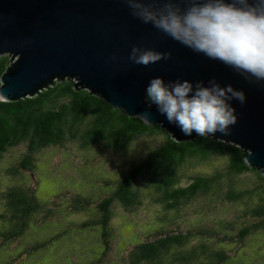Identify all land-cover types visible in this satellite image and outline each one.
<instances>
[{"label": "trees", "instance_id": "1", "mask_svg": "<svg viewBox=\"0 0 264 264\" xmlns=\"http://www.w3.org/2000/svg\"><path fill=\"white\" fill-rule=\"evenodd\" d=\"M16 60L10 55L0 56V88L2 76ZM75 84L72 77L62 80L54 78L52 83L34 96L0 103V161L12 149L25 145L26 154L19 167L33 172L36 169V155L51 147L77 144L80 149L88 150L100 146L124 159L130 156L136 141L161 138L158 144L150 147L139 158L127 163L124 173L115 182L114 191L97 205L95 217L79 229L80 232L94 230L100 236L104 250L101 258L92 264H101L110 249L114 204H121L127 211L137 208L142 185L154 192L156 204L166 213L177 212L183 205L200 196L221 193L222 174L217 172L210 176H189V183L183 184L186 170L195 169L218 157L227 159V177L250 173L262 183L252 190L261 203L256 210L250 211L258 223L243 227L234 237H230L227 230L204 233L202 235L207 236L205 241L200 240L197 245L193 244V239L200 236L198 231L182 234L160 225L159 229L154 230L152 237L133 245L129 251L131 263L226 264L230 252L223 249L224 244L241 245L251 234L264 232V174L247 165L245 159L250 153L248 149L224 139H215L214 136L196 135L193 139L179 142L160 125L150 126L142 119L130 117L98 94L86 88L76 89ZM232 189L230 187L228 191L233 193ZM252 191L244 192L238 199L232 195L228 200L246 204ZM74 194L70 201L71 210L76 213L89 212V199H84L80 192ZM3 199L14 226V232L8 235L10 240L27 231L34 215L48 204L37 199L33 186L10 189L3 195ZM56 199L58 202L55 206L63 203L59 201L60 195ZM69 200L68 198L67 201ZM219 233L224 238L219 240L221 245L214 247L213 243ZM54 240L58 239L50 238L49 242L34 247L27 255L46 248ZM189 245L194 246L182 252Z\"/></svg>", "mask_w": 264, "mask_h": 264}, {"label": "water", "instance_id": "2", "mask_svg": "<svg viewBox=\"0 0 264 264\" xmlns=\"http://www.w3.org/2000/svg\"><path fill=\"white\" fill-rule=\"evenodd\" d=\"M162 7L165 0H150ZM203 2V0H201ZM230 2V0H227ZM181 9L188 0H175ZM133 47L171 53L148 66L129 59ZM17 58L2 76V93L8 101L34 96L53 79H75L76 89L86 88L122 109L130 117L147 114L150 126L160 125L179 142L184 135L155 105L146 102L145 90L156 77L165 83L184 80L193 86L215 80L232 85L246 100L230 101L237 122L224 139L250 151L247 165L264 174V80H256L219 60L197 53L145 24L132 14L126 0H0V56Z\"/></svg>", "mask_w": 264, "mask_h": 264}, {"label": "rangeland", "instance_id": "3", "mask_svg": "<svg viewBox=\"0 0 264 264\" xmlns=\"http://www.w3.org/2000/svg\"><path fill=\"white\" fill-rule=\"evenodd\" d=\"M160 139L156 137L136 141L130 156L124 159L100 146L88 150L80 149L77 144L51 147L36 155V169L33 172L19 167L26 154L25 145L5 154L0 161V264L96 262L104 250L98 232H80L79 229L95 217L97 205L114 191L115 182L124 173L127 163L139 158L150 147L158 144ZM226 166L227 159L218 157L195 169L186 170L184 185L189 183V176H210L217 172L222 174L223 188L221 193L195 198L177 212H164L156 204L154 192L143 185L140 187V204L137 208L127 211L121 204H114L110 225L111 246L101 264H132L129 251L133 245L152 237L154 230L159 229L160 225L182 234L198 231L200 236L193 239V244L197 245L200 240L205 241L207 236L202 235L204 233L227 230V234L234 237L243 227L258 223L250 211L256 210L261 203L252 190L262 183L250 173L227 177ZM32 186L36 189L37 199L48 204L34 215L27 231L10 240L8 235L14 232V226L3 195L16 187ZM230 187H233V193L228 191ZM249 190L252 194L246 204L228 200L232 195L238 199ZM77 192L84 199H89V212L76 213L71 210L70 201ZM59 195V201L63 203L55 206L58 202L56 197ZM219 234L213 243L214 247L221 245L219 240L224 238ZM52 237L58 240L51 241L46 248L27 255L34 247L50 241ZM194 245L187 246L182 252ZM223 249L230 252L226 264H264V232L251 234L241 245L226 243Z\"/></svg>", "mask_w": 264, "mask_h": 264}, {"label": "clouds", "instance_id": "4", "mask_svg": "<svg viewBox=\"0 0 264 264\" xmlns=\"http://www.w3.org/2000/svg\"><path fill=\"white\" fill-rule=\"evenodd\" d=\"M132 14L145 24L170 36L173 40L219 60L239 72L264 80V0H188L181 9L175 0H165L155 7L150 0H126ZM171 53L133 47L129 59L137 65L148 66ZM210 86L198 82L195 87L184 80L165 83L161 77L153 78L145 90L146 102L155 105L170 123L181 132L199 137H226L237 116L230 101L243 104L246 96L232 85L221 87L215 80ZM0 93V103H7ZM149 123L147 114L138 116ZM247 162V161H246Z\"/></svg>", "mask_w": 264, "mask_h": 264}]
</instances>
